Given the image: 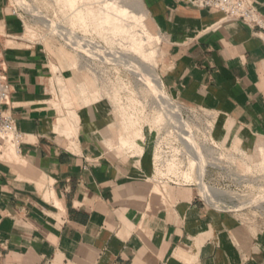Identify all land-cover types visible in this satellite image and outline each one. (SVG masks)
I'll return each instance as SVG.
<instances>
[{
    "label": "crops",
    "instance_id": "crops-1",
    "mask_svg": "<svg viewBox=\"0 0 264 264\" xmlns=\"http://www.w3.org/2000/svg\"><path fill=\"white\" fill-rule=\"evenodd\" d=\"M247 2L264 19V0ZM142 3L162 40L165 92L211 112L218 141L249 159L255 144L262 152L264 30L182 0ZM29 25L0 0L11 86L3 111L23 135L17 153L0 150V264H264L263 225L210 209L193 187L156 180L151 132L130 151L101 103L79 109L78 126L66 123L54 93L70 72Z\"/></svg>",
    "mask_w": 264,
    "mask_h": 264
},
{
    "label": "built area",
    "instance_id": "built-area-1",
    "mask_svg": "<svg viewBox=\"0 0 264 264\" xmlns=\"http://www.w3.org/2000/svg\"><path fill=\"white\" fill-rule=\"evenodd\" d=\"M11 1L14 13L30 23V14ZM182 1L197 9L220 13L228 21H241L264 30V19L247 0ZM36 18L42 27L54 32L57 41H65L73 49L57 31L64 26L53 22L55 30L47 26L42 17ZM99 45L104 51L105 47ZM2 65L0 55V150L12 147L17 153L23 135L15 128L13 118L3 111L10 101L11 86ZM169 99L175 111L168 113V104L162 108L156 102L162 111V119L157 129L151 132L156 180L177 187H193L197 190V199L210 209L242 216L250 226L259 223L264 226V169H254L262 163L251 164L242 149L218 141L214 137L216 124L211 112Z\"/></svg>",
    "mask_w": 264,
    "mask_h": 264
},
{
    "label": "rangeland",
    "instance_id": "rangeland-1",
    "mask_svg": "<svg viewBox=\"0 0 264 264\" xmlns=\"http://www.w3.org/2000/svg\"><path fill=\"white\" fill-rule=\"evenodd\" d=\"M115 1L118 5H124L130 4L131 0ZM110 2L112 4L114 0H110ZM84 3L86 5L90 3V6L98 9L96 0H84ZM13 4L19 6L31 16L28 35L33 39L39 38L41 35L44 39L52 42L57 49L63 68L70 72L67 81L62 78L59 79V93L58 95L54 93L55 97L57 96L62 103V113L65 119H67L65 120L66 123H71L74 126L75 119L78 117L74 113L75 111L78 115L79 109L88 106L92 107L95 104L99 105L101 103L102 105H106L105 108L108 110V114L112 119L111 130L124 136L122 145L129 148L132 152L141 151L144 134L147 131L152 132L157 129L161 123L162 111L156 103L157 100L148 89V85L140 78V73L133 74V71L128 70L129 68L126 67L129 64V67L134 66L136 68L149 65V69L154 68L155 71L152 69L149 71L147 69V71L140 72H143L142 74L146 73V76L149 77L153 74H159L157 69L161 59L162 40L152 34L155 36L153 41L146 43L141 49L135 46L136 39L150 37V35L143 33L145 31L144 27H140L134 24V22L131 23V29L125 26L119 31L114 28L111 29L113 26L109 23L102 24V20L98 22V18L95 17L90 26H84L78 22L75 14H73L70 0H23V3L13 0ZM31 7L37 9L52 22L67 27L79 35L85 36L92 40L93 43H100L106 48L107 52L110 51L119 55L124 53V56L127 54L126 57L133 55L137 57L133 58L138 61L133 59L134 61H131V63L125 60V64H118V66L113 63L109 64L106 61L103 62L102 59H97L98 62L87 57L82 59L77 51H74L67 42L57 41L54 37V32L42 27L38 23L37 16L32 12ZM136 10L139 11L140 9L136 8ZM98 24L104 28L103 30L101 29V32L97 30ZM145 28L150 32L147 18L145 20ZM140 53L142 54L140 55ZM146 76L145 79H147ZM236 147L238 148L239 146ZM10 148L14 152V149L12 147ZM253 149L252 154H250V159L247 155V161H250L251 164L261 162L262 165L256 166L254 169L259 167L264 169V150L259 152L260 147L257 144L254 145ZM259 225L260 223L253 226L256 228ZM255 232L254 230L252 233L255 234Z\"/></svg>",
    "mask_w": 264,
    "mask_h": 264
},
{
    "label": "bare ground",
    "instance_id": "bare-ground-1",
    "mask_svg": "<svg viewBox=\"0 0 264 264\" xmlns=\"http://www.w3.org/2000/svg\"><path fill=\"white\" fill-rule=\"evenodd\" d=\"M17 1L19 3H23V0H17ZM70 1H71L72 11L74 12L73 14H75L78 22H80L84 26H87V27L90 26L91 22L94 20L93 18H95V17L98 18V20H99L98 22H100L102 20L101 21L102 24H108L109 23L113 26L111 29L114 28L115 30L117 29L119 31H121V29L124 28L125 26L126 27L128 26L131 29V26H132L131 23L134 22V24H136L140 27H142V26L144 27L145 31H143V33L150 35V37L136 39L135 40L136 41L135 46H137L141 49V47L146 45V43H150L151 41H153V39H155V36H153L152 33L149 32V30L145 28V20H146L147 16H146L144 5H143L141 0H131L130 4H124V5H118V3L115 0H114V3H112V4H111L110 0H96V4H97L98 9H95L92 6H90L91 5L90 3L86 5L84 3V0H70ZM136 8H138L140 10L137 11ZM30 9L32 10L33 13H35V15L45 19V23L47 26L52 27L55 30L57 29V28H55L56 25L53 22H51L50 20H48L47 18H45V16L42 15V13L39 12L37 9H35L33 7H31ZM128 9H130V10H128ZM101 29L103 30L104 28L100 27V24H98L97 30L99 32H101ZM57 31L62 38H64L66 41H68L70 44H72L73 49H75V51H77V53L81 56L82 59H84L85 56H88V57L94 58L96 60L102 59L103 62L106 61L109 64L113 63L116 65H118V64L120 65V64H125L126 63V62H124L125 60H127V62H131V61L133 62L135 60L134 58H137V57H134L133 55H128V56H131L132 58L126 57V55H127L126 53H125L126 55L124 56V53L119 55L117 53L110 52L109 48H108L109 52H107L106 48L103 51L100 48L99 43L98 44L93 43L92 40H89L87 38L80 36L78 33L74 32L73 30H71L67 27H60V29L58 28ZM90 42L93 44H91ZM112 51H114V50H112ZM141 54L142 53H140V55ZM147 54H149V53H147ZM135 61H138V60H135ZM139 63H141V62H139ZM129 66H130V64H129ZM129 66H127L126 68H129L128 70L133 71L132 72L133 74H137V72L140 73V75H141V76L139 75L140 78L142 79V81L146 82V84L148 85V89L152 93V96L157 100V102L161 105L162 108H166V105L168 104V113L175 111V108L170 105V99H169L168 94L163 90V82L160 78V75L157 73H156L157 75L152 73L153 75L151 76L152 77V79H151V77L146 76L147 74L144 73L147 79L149 77L148 81H146L147 79H145L144 74H142L144 71H147V69L149 71L151 69L153 71H155L154 68L149 69V67H148L149 65L148 66L143 65L141 68H136L134 66L129 67ZM140 71H143V72L141 73ZM74 113H76V116H78L76 111ZM70 117H71V115H70ZM75 120L76 121H75L74 127L78 126L79 117H76ZM123 142L125 143V141H123Z\"/></svg>",
    "mask_w": 264,
    "mask_h": 264
}]
</instances>
